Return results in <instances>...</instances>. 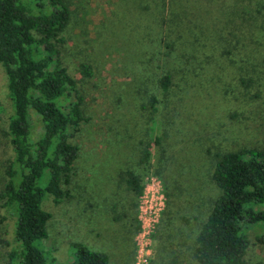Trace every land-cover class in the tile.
I'll list each match as a JSON object with an SVG mask.
<instances>
[{
	"label": "rangeland",
	"instance_id": "1",
	"mask_svg": "<svg viewBox=\"0 0 264 264\" xmlns=\"http://www.w3.org/2000/svg\"><path fill=\"white\" fill-rule=\"evenodd\" d=\"M68 4L63 60L81 81L87 120L71 137L79 155L63 184L69 196L43 203L51 213L42 242L49 264L71 262L76 242L106 252L110 264H135L142 197L127 187L129 169L141 175L146 199L159 202L164 194L149 264H200L197 235L221 193L212 178L216 156L264 150V0ZM82 63L91 64V77L81 73ZM170 71L173 85L164 92L159 79ZM11 114L0 64V192L13 154L5 134ZM31 123L38 139L43 124L33 110ZM149 144L147 166L141 155ZM14 220L0 198V264H19L10 258ZM247 234L245 264H264V223Z\"/></svg>",
	"mask_w": 264,
	"mask_h": 264
},
{
	"label": "trees",
	"instance_id": "2",
	"mask_svg": "<svg viewBox=\"0 0 264 264\" xmlns=\"http://www.w3.org/2000/svg\"><path fill=\"white\" fill-rule=\"evenodd\" d=\"M70 18L68 0H0V64L13 108L5 131L13 154L0 198L15 216L16 245L10 258L19 264H49L42 242L51 213L43 203L47 197L60 202L69 196L63 184L74 175L79 155L71 137L87 120L81 81L63 60L62 33ZM169 54L165 53L168 59ZM80 66L85 78L92 76L91 64ZM172 78L170 71L159 79L164 92L172 87ZM155 102L152 96L151 104ZM32 110L43 124L38 139L33 137ZM216 158L212 178L221 193L197 235L194 256L200 264H245L247 229L264 223V150L244 147ZM150 160L149 144L142 149L141 161L150 166ZM124 178L128 189L141 197L145 190L141 175L129 169ZM173 216L167 217V228ZM73 245L74 259L68 264H110L106 252L79 242Z\"/></svg>",
	"mask_w": 264,
	"mask_h": 264
},
{
	"label": "built area",
	"instance_id": "3",
	"mask_svg": "<svg viewBox=\"0 0 264 264\" xmlns=\"http://www.w3.org/2000/svg\"><path fill=\"white\" fill-rule=\"evenodd\" d=\"M146 190V187H145ZM141 195L142 202L140 205V229L135 239V264H149L152 252L153 234L159 222L160 210L164 206V194L158 192L156 199H146V191Z\"/></svg>",
	"mask_w": 264,
	"mask_h": 264
}]
</instances>
